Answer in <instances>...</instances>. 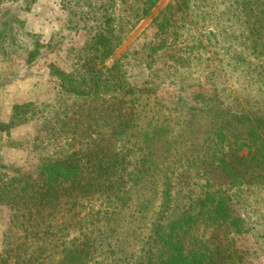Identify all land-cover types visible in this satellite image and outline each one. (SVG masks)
Wrapping results in <instances>:
<instances>
[{"label": "trees", "instance_id": "obj_1", "mask_svg": "<svg viewBox=\"0 0 264 264\" xmlns=\"http://www.w3.org/2000/svg\"><path fill=\"white\" fill-rule=\"evenodd\" d=\"M18 1L17 9L28 11L36 0H0V57L22 54L29 66L53 52L63 35L44 41L27 33V46L17 9L10 8ZM157 2L144 0L142 15ZM75 3L82 11L74 28L81 26L85 40L67 49V67L48 63L62 103L14 104L0 120V148L3 137L12 140L15 128L34 121L65 127L66 101L106 104L100 132L97 139L88 133L84 148L68 144L40 157L35 173L21 179L0 164V204L26 210L36 251L54 264H251L240 242L251 238L264 248V0L168 4L145 49L146 60L165 66V85H154L153 95L131 83L124 64L112 58L119 44L114 2ZM176 14L183 25L187 15L207 19L213 28L203 35L206 44L192 37L185 50L171 48ZM194 87L188 101L184 92ZM83 203L89 213L77 221L80 241L58 247L50 241L54 228L40 226L41 213Z\"/></svg>", "mask_w": 264, "mask_h": 264}, {"label": "rangeland", "instance_id": "obj_2", "mask_svg": "<svg viewBox=\"0 0 264 264\" xmlns=\"http://www.w3.org/2000/svg\"><path fill=\"white\" fill-rule=\"evenodd\" d=\"M112 1L115 5L112 10L115 32L119 37L117 40L119 44L112 58L124 64L131 83L145 87L148 93L153 95L154 85L160 83L165 85L163 83L165 66L161 60L154 65L150 60H146L145 49L149 42L153 44L156 37L155 17L162 16L167 5L173 4L174 0H158L145 16L142 15L144 0ZM19 4L20 1L12 3L11 10L17 9ZM81 11L82 7L77 5L75 0H36L28 11L17 9L22 22V27L19 28L20 38L27 46L31 43L27 33H35L44 41H48L51 37L55 41L60 34L64 38L62 37V42L53 52L45 58H38L29 66L24 64L22 54L8 59L0 57L1 121L8 119L16 103L35 102L53 105L57 102L62 103V97L57 91V81L50 74L48 63L54 62L62 67L72 63V53H68L67 49L83 43L86 35L85 32L80 31L81 26L74 28V21H77L78 13ZM179 17L180 15L176 14L175 19L178 23L169 27L170 39H176L171 43V48L185 50L187 45L190 47L193 44L192 37H195L196 43L199 37L202 44H206L203 35L212 29L213 25L207 19L199 20L196 16H193L194 20H192L189 15L185 17L187 25H183L179 23L181 22ZM174 30L176 32H173ZM212 47L218 49L215 45ZM205 60L206 58L204 62ZM202 67L204 69L206 66L202 64ZM197 90L196 87L188 89L184 92V96L191 101L192 95ZM162 94V92L159 93L160 96H163ZM66 105L65 110L68 114L62 120L65 127L60 124L47 127L42 125V121L41 123L34 121L15 128L10 134L12 140H8L7 137L2 138L0 148L2 172L9 177L15 176L21 179L25 174L35 173L40 157L60 151L69 145L75 144V147L84 148L86 141L89 140L86 136L88 133H95L94 138L97 139L102 126L100 120L105 117L103 110L107 108V105L104 104L101 107L99 101H93L90 105L87 103L72 105L66 101ZM67 134H70L72 140L65 142L64 137ZM15 143L19 145L15 146ZM63 209L59 212L45 210L41 213L43 218H39V222L41 227L49 225L50 232L54 228L56 235L53 236L51 232L50 241L57 240L58 247H71L72 240L78 239L74 240L76 244L80 241L77 221L88 216L89 204L83 203L79 209L69 210L70 207L66 206ZM23 211L26 212V210H17V207L7 206L4 202L0 204V264H30L36 257H39L37 264H54L51 259L48 261L46 252L36 251L38 248L33 238V228H28ZM35 215L36 213L33 217ZM45 230L48 229L45 228ZM47 241L48 239L45 240ZM252 241L248 238L240 244L249 249L251 264H264V248L258 243L255 245ZM3 253H7L8 258L5 263L1 259ZM92 258H95V255ZM96 263V259H90L87 264Z\"/></svg>", "mask_w": 264, "mask_h": 264}]
</instances>
